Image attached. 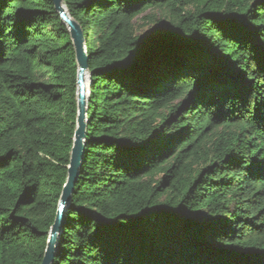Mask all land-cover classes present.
I'll use <instances>...</instances> for the list:
<instances>
[{
  "label": "trees",
  "instance_id": "obj_1",
  "mask_svg": "<svg viewBox=\"0 0 264 264\" xmlns=\"http://www.w3.org/2000/svg\"><path fill=\"white\" fill-rule=\"evenodd\" d=\"M62 1L90 84L51 264H264V0ZM77 78L52 0H0V264L42 261Z\"/></svg>",
  "mask_w": 264,
  "mask_h": 264
},
{
  "label": "water",
  "instance_id": "obj_2",
  "mask_svg": "<svg viewBox=\"0 0 264 264\" xmlns=\"http://www.w3.org/2000/svg\"><path fill=\"white\" fill-rule=\"evenodd\" d=\"M55 10L61 17L63 23L68 27L76 51L78 63V118L77 129L74 136V144L71 151L68 178L63 187L61 198L58 204L55 220L49 231L44 255L40 264H51L55 251V243L65 215V207L71 199V191L77 176V170L83 158L84 138L86 136L87 122V100L89 96V73L85 37L81 26L69 15L62 0H52Z\"/></svg>",
  "mask_w": 264,
  "mask_h": 264
},
{
  "label": "rangeland",
  "instance_id": "obj_3",
  "mask_svg": "<svg viewBox=\"0 0 264 264\" xmlns=\"http://www.w3.org/2000/svg\"><path fill=\"white\" fill-rule=\"evenodd\" d=\"M145 13H155L153 11V9H150V8H147V9H143L141 10L136 16L135 18L133 19V24H134V30L136 33H141L143 31H149V30H152L154 29L155 27L157 29L161 28L164 26V24H162L161 22H150V23H142L143 20L140 19V16L145 14ZM155 17H159L158 14H155ZM161 17V16H160Z\"/></svg>",
  "mask_w": 264,
  "mask_h": 264
},
{
  "label": "snow or ice",
  "instance_id": "obj_4",
  "mask_svg": "<svg viewBox=\"0 0 264 264\" xmlns=\"http://www.w3.org/2000/svg\"><path fill=\"white\" fill-rule=\"evenodd\" d=\"M257 163H259V164H261V165H264V161H253V164H257ZM104 223H106V222H101V224L103 225ZM262 255H264V254H262Z\"/></svg>",
  "mask_w": 264,
  "mask_h": 264
}]
</instances>
